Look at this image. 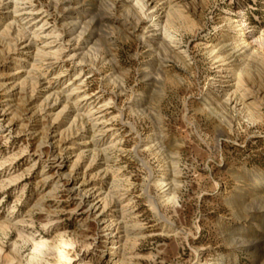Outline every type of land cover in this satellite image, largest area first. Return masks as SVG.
<instances>
[{
  "label": "rangeland",
  "instance_id": "rangeland-1",
  "mask_svg": "<svg viewBox=\"0 0 264 264\" xmlns=\"http://www.w3.org/2000/svg\"><path fill=\"white\" fill-rule=\"evenodd\" d=\"M0 264H264V0H0Z\"/></svg>",
  "mask_w": 264,
  "mask_h": 264
},
{
  "label": "bare ground",
  "instance_id": "bare-ground-1",
  "mask_svg": "<svg viewBox=\"0 0 264 264\" xmlns=\"http://www.w3.org/2000/svg\"><path fill=\"white\" fill-rule=\"evenodd\" d=\"M217 58L221 60V56H217ZM163 183H164V182L160 183V185H162ZM167 184H168V183H167ZM162 186H163V185H162ZM167 199H171V198H170V197H167ZM111 226H112V229H113V230L116 229V227H115L116 225H115V224H114V225L111 224Z\"/></svg>",
  "mask_w": 264,
  "mask_h": 264
}]
</instances>
